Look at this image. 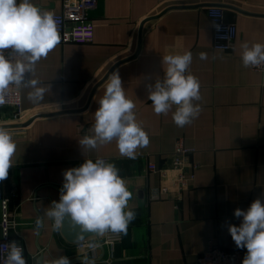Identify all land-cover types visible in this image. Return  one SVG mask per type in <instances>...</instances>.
<instances>
[{
    "label": "crops",
    "instance_id": "1",
    "mask_svg": "<svg viewBox=\"0 0 264 264\" xmlns=\"http://www.w3.org/2000/svg\"><path fill=\"white\" fill-rule=\"evenodd\" d=\"M31 2L62 12L58 0ZM210 7L225 9L227 21L236 24L232 51L213 48ZM90 18L92 43H58L26 77L49 89L44 99L34 103L28 99L31 89L22 88L24 118L16 120L12 108L0 111V126L15 132L17 146L8 178L0 182V199L9 200L17 223L11 237L27 264L59 256L70 264H82L85 257L95 264H190L212 245L240 249L228 232V224L239 226L242 219L234 210L264 199V71L243 66L240 46L264 44V0H98ZM173 51H191L190 72L200 82L201 99L194 103L201 111L184 127L173 122L175 106L157 115L147 99L149 85L164 78L163 56ZM117 71L149 136L135 159L121 156L115 140L95 149L79 144L94 134L95 111ZM39 114L45 116L35 118ZM178 144L194 150L190 160L196 168L192 186L183 191L174 186ZM97 158L119 169L136 218L121 242L81 254L53 230L45 213L60 199L64 171ZM162 184L169 194L150 201L148 190Z\"/></svg>",
    "mask_w": 264,
    "mask_h": 264
},
{
    "label": "clouds",
    "instance_id": "2",
    "mask_svg": "<svg viewBox=\"0 0 264 264\" xmlns=\"http://www.w3.org/2000/svg\"><path fill=\"white\" fill-rule=\"evenodd\" d=\"M177 37V48L181 47ZM60 42L54 14L34 5L31 0H0V105L10 102L14 91L30 88L28 99L41 102L49 90L40 86L38 79H26L35 73L36 64ZM244 67L264 66V44H241ZM5 50H11L6 56ZM201 60L207 54H199ZM191 51H173L163 56L167 65L163 80L149 85L147 99L157 115L172 113L177 127H184L198 117L201 107L194 103L201 99L200 82L191 74ZM135 103L127 98L119 72L108 77L104 95L95 111L92 136L85 135L81 148L95 149L98 145L116 141L121 156L135 159L138 148L149 144L147 132L137 122ZM16 143L8 128L0 126V182L8 178L13 167ZM64 182L59 201H53L45 215L53 221L52 228L60 231L65 217L79 225L81 233L103 237L108 233L127 234L136 212L129 208L132 193L119 175L114 163L102 158L88 159L79 167L63 173ZM234 217L241 219L239 226L228 224V232L237 248L246 249L242 264H264V199L256 198L246 210L237 208ZM7 236V233H5ZM83 234L77 240H85ZM4 264H27L23 248L18 242L8 245ZM89 247L94 245L89 244ZM37 264H70L66 256ZM82 264H95L85 257Z\"/></svg>",
    "mask_w": 264,
    "mask_h": 264
},
{
    "label": "built area",
    "instance_id": "3",
    "mask_svg": "<svg viewBox=\"0 0 264 264\" xmlns=\"http://www.w3.org/2000/svg\"><path fill=\"white\" fill-rule=\"evenodd\" d=\"M62 6L60 14H54L57 20V30L60 35V44L76 43L90 44L95 38V26L90 18V12L97 6L98 0H58ZM208 17L213 29V48L215 50L232 51L237 38V26L228 22L226 19L225 9L221 7H210L207 9ZM5 55H11V50H5ZM254 70L264 71V66L252 67ZM22 88L14 91L11 100L4 105H0V111L3 108H12L15 110V119L22 120L24 114L22 112ZM9 131L15 139V132ZM193 149L178 144L173 157V167L178 173L174 180V186L178 190L189 189L194 182L195 165L190 160ZM106 160V159H104ZM149 170L156 172L157 167L154 164L149 165ZM164 174L163 170H160ZM169 194V187L160 185L152 187L148 190V199L159 200ZM17 226L13 220L9 208V200L7 198L0 199V264H4V260L9 251L8 244L11 243L12 230ZM7 233V236H5ZM124 234L108 233L101 239L86 240L74 244L75 248L81 254L87 252L100 253L119 243L123 240ZM94 245L89 247L88 245ZM245 252L243 249H235L227 251L219 246L212 245L208 251L202 254L196 261L190 264H242Z\"/></svg>",
    "mask_w": 264,
    "mask_h": 264
},
{
    "label": "water",
    "instance_id": "4",
    "mask_svg": "<svg viewBox=\"0 0 264 264\" xmlns=\"http://www.w3.org/2000/svg\"><path fill=\"white\" fill-rule=\"evenodd\" d=\"M53 115V114H50ZM45 116L43 114H39L37 116H35V118L38 117H42ZM28 125V124H27ZM61 236L63 237V239L71 245H74L76 243L82 242V241H86V240H94V239H101L102 237H98V236H94L92 235V233H81V228L79 225H75L73 224V222L71 221L70 217H65L63 224H62V228L59 231ZM83 234L85 236V240H77L78 236Z\"/></svg>",
    "mask_w": 264,
    "mask_h": 264
}]
</instances>
